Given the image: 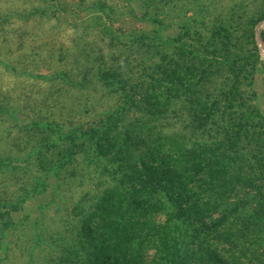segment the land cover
<instances>
[{
    "label": "rangeland",
    "instance_id": "1",
    "mask_svg": "<svg viewBox=\"0 0 264 264\" xmlns=\"http://www.w3.org/2000/svg\"><path fill=\"white\" fill-rule=\"evenodd\" d=\"M263 19L264 0H0V264H73L76 243L86 258L88 242L100 248L88 224L115 180L88 131L125 104L104 68L157 79L151 65L195 56L203 67L172 105L191 140L194 79L255 92L238 107L264 117Z\"/></svg>",
    "mask_w": 264,
    "mask_h": 264
},
{
    "label": "trees",
    "instance_id": "2",
    "mask_svg": "<svg viewBox=\"0 0 264 264\" xmlns=\"http://www.w3.org/2000/svg\"><path fill=\"white\" fill-rule=\"evenodd\" d=\"M191 60L151 65L157 79L121 65L103 69L125 104L88 135L115 181L88 224V238L100 240V248L88 242L86 258L76 243L71 263L264 264V117L256 105L238 107L255 92L228 91L213 75L194 79L189 140L187 109L172 105L186 96V71L203 67ZM205 82L211 89L199 90Z\"/></svg>",
    "mask_w": 264,
    "mask_h": 264
},
{
    "label": "water",
    "instance_id": "3",
    "mask_svg": "<svg viewBox=\"0 0 264 264\" xmlns=\"http://www.w3.org/2000/svg\"><path fill=\"white\" fill-rule=\"evenodd\" d=\"M264 24V19L261 20L258 24V28H257V36H258V39L260 40V43L264 49V40H263V37H262V34H261V27L262 25Z\"/></svg>",
    "mask_w": 264,
    "mask_h": 264
}]
</instances>
